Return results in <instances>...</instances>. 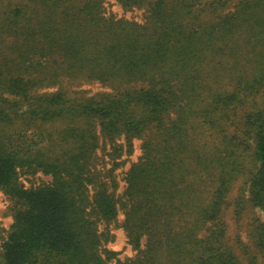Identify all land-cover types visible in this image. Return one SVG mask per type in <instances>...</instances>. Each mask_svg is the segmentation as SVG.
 Returning a JSON list of instances; mask_svg holds the SVG:
<instances>
[{"label": "trees", "instance_id": "1", "mask_svg": "<svg viewBox=\"0 0 264 264\" xmlns=\"http://www.w3.org/2000/svg\"><path fill=\"white\" fill-rule=\"evenodd\" d=\"M117 1L146 6V21L108 16L105 0H0V126H16L0 137L14 204L4 263L264 264V222L255 251L230 244L223 220L240 176L264 211V0ZM66 79L113 92L39 93ZM55 121L69 124L52 158L43 127ZM122 137L130 152L142 139V155L116 196L96 152L109 142L118 157ZM26 168L52 180L27 188ZM120 213L126 259L104 247Z\"/></svg>", "mask_w": 264, "mask_h": 264}, {"label": "rangeland", "instance_id": "2", "mask_svg": "<svg viewBox=\"0 0 264 264\" xmlns=\"http://www.w3.org/2000/svg\"><path fill=\"white\" fill-rule=\"evenodd\" d=\"M238 0H232L231 3ZM148 8L143 7H132L125 8L117 0H105V12L109 15H114L116 18H123L129 21L144 23L146 21ZM63 91L67 93L70 97H90L102 92H113L111 88L107 85H103L99 82H87L82 80H64L56 86H50L39 90V93L44 92H55ZM69 124L68 121H55L44 125L43 129L46 130V134L50 135L52 141L46 140L47 137H43L47 143L46 150L48 156L58 155L59 151H62L59 141L62 140L61 133L64 131L65 127ZM16 126L2 124L0 126V137L1 136H11L12 132L15 130ZM17 143H20L19 141ZM142 139H135L132 142V150L128 151L127 142L124 137L118 139V144L122 148L120 155L117 157L114 151H112V144L109 142L102 143L101 147L96 152V163L97 168L103 170L104 172L111 171L112 176L117 182V189L112 187L111 191L114 190L116 196H120L125 189L124 176L129 170L131 165L139 160L142 155ZM250 151L245 152V159L247 160V165H251ZM53 158V157H52ZM249 169V167H247ZM20 181L27 188H36L40 185L46 184L52 180L50 175H45L42 171H35L33 169H21L20 170ZM238 179L229 194L228 206L224 212L223 220L227 225V239L230 244L236 245L238 238L242 239L247 245L252 249V231L254 228V223L257 221L264 222V211L258 208H254L248 202V195L245 193V178ZM240 196H243V208L239 218L236 217L234 213L235 204ZM13 201L6 195L3 191H0V264H5L2 257L3 244L6 241L8 232L14 223L13 219ZM124 216L122 213L119 214L116 222L108 226L109 238L110 240L105 243L104 247L117 253V258L126 259L128 257H133L136 253L132 246L128 242L126 232L120 227ZM256 221V222H255ZM104 226L101 228L103 229ZM255 250V248H254ZM256 251V250H255ZM241 252V250H238ZM243 256L242 252L240 253ZM246 263L245 257H241Z\"/></svg>", "mask_w": 264, "mask_h": 264}]
</instances>
